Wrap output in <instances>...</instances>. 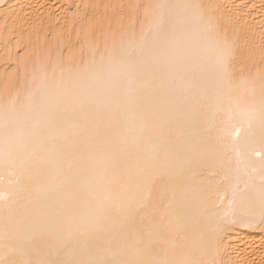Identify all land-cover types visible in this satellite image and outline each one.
<instances>
[{
  "label": "bare ground",
  "instance_id": "1",
  "mask_svg": "<svg viewBox=\"0 0 264 264\" xmlns=\"http://www.w3.org/2000/svg\"><path fill=\"white\" fill-rule=\"evenodd\" d=\"M153 3L206 4L241 45H264V0H0V90L37 65L51 71L62 62L73 69L72 78L48 96L45 143L35 139V130H19L22 140L33 137L29 153L48 161L45 174L0 166V228L5 208L26 212L38 223L76 201L87 214L85 201L103 198L115 171L133 168L137 154L152 158L161 138L171 137L175 151L199 161L188 183L197 195L203 193L204 203L183 221L191 258L264 264L259 204L264 145L258 130L247 143V124L240 136L235 130L227 136L219 127L209 132L198 119L196 89L189 82L158 71L152 62L129 63L134 55L124 35L129 10L120 6ZM136 31L139 37V21ZM191 42H200L195 30ZM200 53L208 55L203 47ZM161 112L172 119L147 118ZM16 258H27V251Z\"/></svg>",
  "mask_w": 264,
  "mask_h": 264
},
{
  "label": "snow or ice",
  "instance_id": "2",
  "mask_svg": "<svg viewBox=\"0 0 264 264\" xmlns=\"http://www.w3.org/2000/svg\"><path fill=\"white\" fill-rule=\"evenodd\" d=\"M120 7L129 10L124 29L134 53L129 63L152 62L158 71H171L176 80L189 82L196 89L198 119L209 132L219 127L227 136L233 130L240 136L247 124L245 142L258 130L264 145V45H241L203 3ZM193 30L200 37L196 45L191 42ZM201 47L208 55H201ZM72 72V66L62 62L51 71L47 64L37 65L5 83L0 90V166L45 174L48 161L29 153L33 137L22 140L19 130H35V139L45 143L48 96L70 80ZM147 118L172 119L165 112ZM161 139L156 155L145 159L137 154L133 168L112 174L103 198L85 201L87 214L76 201L38 223L26 212L5 208L0 228L5 258L0 264H214L191 258L184 231L186 214L204 203L203 193L197 195L188 183L199 161L175 151L171 137ZM259 204L264 216V183ZM161 242L170 246L161 247ZM23 251L27 258L17 259Z\"/></svg>",
  "mask_w": 264,
  "mask_h": 264
}]
</instances>
